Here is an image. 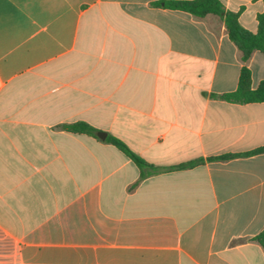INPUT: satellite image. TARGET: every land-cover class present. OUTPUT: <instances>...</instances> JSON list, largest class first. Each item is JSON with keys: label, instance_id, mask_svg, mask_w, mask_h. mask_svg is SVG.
I'll return each mask as SVG.
<instances>
[{"label": "crops", "instance_id": "obj_1", "mask_svg": "<svg viewBox=\"0 0 264 264\" xmlns=\"http://www.w3.org/2000/svg\"><path fill=\"white\" fill-rule=\"evenodd\" d=\"M157 1L0 0V264H264V152L207 160L264 145V101L220 97L264 53Z\"/></svg>", "mask_w": 264, "mask_h": 264}, {"label": "trees", "instance_id": "obj_2", "mask_svg": "<svg viewBox=\"0 0 264 264\" xmlns=\"http://www.w3.org/2000/svg\"><path fill=\"white\" fill-rule=\"evenodd\" d=\"M157 6L187 11L194 16L203 17L207 14H216L223 18L227 34L230 40L237 46L241 53V60L245 62L254 50L264 53V10L257 15V30L251 32L242 27L238 21V13L226 10L220 0H159ZM251 75L247 66L243 65L239 72L237 88L234 91L223 93L221 98L236 103H252L264 101V81L255 89L250 87ZM61 128L76 133H86L95 136L96 129L91 125L78 121L70 124H62ZM106 141L115 145L130 157L140 168L151 167L141 157L131 151L119 138L108 135ZM264 152V145L242 153H228L208 157L207 160H224L238 155H252ZM203 159H194L178 165V167H191ZM144 174H142L143 176ZM264 249V229L252 238Z\"/></svg>", "mask_w": 264, "mask_h": 264}, {"label": "water", "instance_id": "obj_3", "mask_svg": "<svg viewBox=\"0 0 264 264\" xmlns=\"http://www.w3.org/2000/svg\"><path fill=\"white\" fill-rule=\"evenodd\" d=\"M97 136H98L99 138H101V139H104L105 136H106V133H104V132H102V131H99V132H97Z\"/></svg>", "mask_w": 264, "mask_h": 264}]
</instances>
